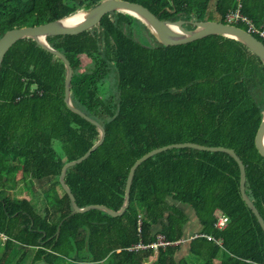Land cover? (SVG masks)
Returning <instances> with one entry per match:
<instances>
[{"label": "trees", "instance_id": "obj_1", "mask_svg": "<svg viewBox=\"0 0 264 264\" xmlns=\"http://www.w3.org/2000/svg\"><path fill=\"white\" fill-rule=\"evenodd\" d=\"M100 1L0 0V37ZM125 1L160 20L187 22L185 31L195 28L191 22L211 21L210 0ZM236 3L214 0L217 22L226 23ZM241 3L242 15L255 26L264 23V0ZM46 39L73 69V106L105 130L102 145L66 170L79 208L119 211L136 159L160 146L194 142L236 152L245 165L246 194L264 221V158L254 145L264 111V66L243 44L211 35L165 46L138 18L119 11L78 34ZM81 56L90 67L76 75ZM65 72L64 62L30 37L0 62V264H20L31 251L42 264H143L151 257L152 264H264V232L241 198L238 164L225 152L183 147L156 153L136 168L122 216L92 210L62 221L72 208L58 175L99 139L94 125L65 106ZM18 186L29 197L9 195ZM218 214L228 218L223 230L213 228ZM191 215L197 223L191 234L211 241L187 237ZM157 235L172 245L129 250L154 243Z\"/></svg>", "mask_w": 264, "mask_h": 264}, {"label": "water", "instance_id": "obj_2", "mask_svg": "<svg viewBox=\"0 0 264 264\" xmlns=\"http://www.w3.org/2000/svg\"><path fill=\"white\" fill-rule=\"evenodd\" d=\"M114 11L124 12L138 18L155 35L157 40L165 46L178 45V44L184 45L211 35H219V36H224L226 38L235 39L241 44H243L250 52H252L264 66V45L256 38H254L253 35L247 32L246 30H243L235 25H230L227 23H220L217 21L215 22L206 21V22H191V24L195 28L190 31H185L182 29V26L185 25L187 22L184 21L172 22L168 20H160L146 7L125 0H101L94 7L88 10H79L73 14H70L60 19H56L36 25L15 27L5 31L0 37V62L2 60L4 53L7 52V50L11 48L17 41L25 37L32 38L44 49L57 55L64 62V66L66 69L65 80H64L65 106L74 114L80 116L85 121L94 125L99 132V139L96 142V144H94L81 158L65 163L61 169V172L58 175V183L62 188V190L64 191V193L67 195L72 208L70 214L65 218H63L62 221L69 216L75 214L87 213L92 210L102 211L111 217L122 216L129 204L130 187L136 168L143 161L155 155L156 153L172 148L188 147L197 150L225 152L235 159L240 171L239 191L241 198L244 201V203L247 205V207L252 211V213L256 217L259 225L261 226L264 232V221L246 194V172L243 161L238 157V155L233 149L220 145L207 146L194 142H177V143H172L154 148L144 153L142 156L136 159L134 163L131 165L128 171L126 184H125L124 202L121 208L119 209V211L110 210L109 208L103 205H90L83 208H79L77 206V204L75 203L74 196L72 195L71 191L65 184L64 178H65L66 170L85 161L91 155L92 152H94L98 147L102 145L105 139V130L98 122L89 118L82 111L78 110L73 106L70 96V84L72 81L73 69L66 56L59 50L51 47L47 42L46 38L48 36H54V35L78 34L96 25L97 22L105 13H111ZM254 145L258 153L264 158V111L262 113V120L255 133ZM60 224L61 221L57 226L55 235L58 234V229Z\"/></svg>", "mask_w": 264, "mask_h": 264}, {"label": "built area", "instance_id": "obj_3", "mask_svg": "<svg viewBox=\"0 0 264 264\" xmlns=\"http://www.w3.org/2000/svg\"><path fill=\"white\" fill-rule=\"evenodd\" d=\"M240 9H241V5L239 7H236L235 10L229 11L225 15L226 23L230 25H236L239 23L243 24L247 28L246 29L247 32H249L250 34L257 35V37L264 42V23L262 25L255 26L249 18L241 14ZM227 223H228V218L223 214H218V216L216 217L213 223V228L216 230H223L226 227ZM196 237H204L207 241L212 240V238H210V236L208 235H198V234H194L191 238H196ZM169 245H172V243L166 242L163 236L157 235L156 241L154 243L149 245L138 244L134 248H130L129 250L149 248L156 251L158 247H165Z\"/></svg>", "mask_w": 264, "mask_h": 264}, {"label": "rangeland", "instance_id": "obj_4", "mask_svg": "<svg viewBox=\"0 0 264 264\" xmlns=\"http://www.w3.org/2000/svg\"><path fill=\"white\" fill-rule=\"evenodd\" d=\"M240 5H242L241 3V0H237V3H236V6L239 7ZM214 0H210L209 2V5H208V18L211 20V21H218V15L216 13H214ZM81 67L79 68V70H77L75 72L76 75H80L83 71H85L87 68L90 67V61L88 58L84 57V56H81ZM58 148V147H57ZM14 177L15 178H19L20 177V171L16 172L14 174ZM9 195H12L16 198H26V197H29L27 193L24 192V190L22 189L21 186H18L14 191H12L11 193H9ZM186 210H191L190 207H184ZM194 227V228H193ZM189 232H188V235L187 237H191L193 234V232L196 231V223L195 222H191L189 223ZM188 230V228H187ZM189 237V238H190ZM2 241H3V238L0 237V252H1V246H2ZM32 252V251H31ZM146 262V261H145ZM59 264H61V261H58Z\"/></svg>", "mask_w": 264, "mask_h": 264}, {"label": "crops", "instance_id": "obj_5", "mask_svg": "<svg viewBox=\"0 0 264 264\" xmlns=\"http://www.w3.org/2000/svg\"><path fill=\"white\" fill-rule=\"evenodd\" d=\"M263 24V23H262ZM261 24V25H262ZM190 217V221L191 222H195L196 220L194 219V217L191 215ZM197 226V223H196ZM194 228V227H193ZM190 229V228H189ZM1 237V236H0ZM33 257H34V252H28V254L26 255V257L23 259V261H20V264H42V262H34L33 261ZM154 260V257L149 258L146 262L144 261L143 264H152ZM63 264H66L65 262H61Z\"/></svg>", "mask_w": 264, "mask_h": 264}]
</instances>
